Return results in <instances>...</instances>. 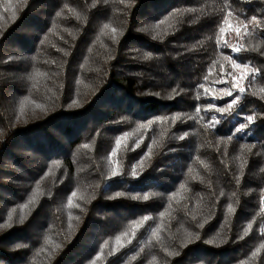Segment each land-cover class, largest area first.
Segmentation results:
<instances>
[{"label": "trees", "instance_id": "obj_1", "mask_svg": "<svg viewBox=\"0 0 264 264\" xmlns=\"http://www.w3.org/2000/svg\"><path fill=\"white\" fill-rule=\"evenodd\" d=\"M257 7L0 0V264H264Z\"/></svg>", "mask_w": 264, "mask_h": 264}, {"label": "rangeland", "instance_id": "obj_2", "mask_svg": "<svg viewBox=\"0 0 264 264\" xmlns=\"http://www.w3.org/2000/svg\"><path fill=\"white\" fill-rule=\"evenodd\" d=\"M242 1H245V0H242ZM232 4H233L236 8H240V7H241V5L239 4V2H237V3H232ZM256 13H257V15H258V16H256L257 20L260 21L261 25L263 26V25H264V22H263V20H261V18H262V14H263L262 9H260V8L257 7Z\"/></svg>", "mask_w": 264, "mask_h": 264}]
</instances>
